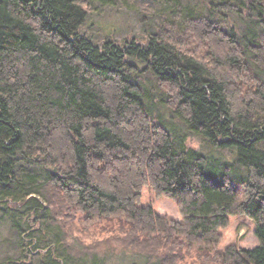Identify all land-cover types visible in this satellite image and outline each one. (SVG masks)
Listing matches in <instances>:
<instances>
[{
	"label": "trees",
	"instance_id": "trees-1",
	"mask_svg": "<svg viewBox=\"0 0 264 264\" xmlns=\"http://www.w3.org/2000/svg\"><path fill=\"white\" fill-rule=\"evenodd\" d=\"M158 1L146 41H95L94 0H0V203L22 247L2 264H264V0ZM145 185L182 219L141 205ZM233 214L260 244L220 248Z\"/></svg>",
	"mask_w": 264,
	"mask_h": 264
},
{
	"label": "rangeland",
	"instance_id": "rangeland-1",
	"mask_svg": "<svg viewBox=\"0 0 264 264\" xmlns=\"http://www.w3.org/2000/svg\"><path fill=\"white\" fill-rule=\"evenodd\" d=\"M206 1L210 0H190V2L203 8ZM93 10L89 14L88 20L84 24L82 30L89 34L95 41L102 40L105 37H111L122 41L125 38H137L140 41H146L148 38L149 30L158 27L161 21L166 18L167 14L162 9L158 0H115V3L104 4L101 0H94L92 5ZM204 10V9H203ZM216 12H219L216 9ZM235 15L230 16L229 24H236ZM231 22V23H230ZM236 22V23H235ZM241 26V25H239ZM193 46V44L191 45ZM152 76V75H147ZM264 76V71H263ZM153 78V77H152ZM154 81V80H153ZM152 83V86H154ZM154 93L156 92L153 90ZM157 111H159L165 121L170 127L174 126L179 134L185 135V142L187 145L200 149L201 151H211V147L201 137L188 132L187 129L172 115L166 112V109L158 103V98L153 99ZM226 156H232L233 153L229 150L225 151ZM229 163L231 160H228ZM229 163L223 162L224 167ZM241 173H244V168L239 167ZM210 172V171H209ZM215 178H220L226 174L223 169L219 173L210 172ZM230 179L234 183L239 180L234 171H228ZM9 206L11 205L8 203ZM141 205L153 204L155 208L173 218L182 219L179 208L172 199L167 197H159L151 185H145L142 189ZM5 203H0V264L4 263L8 258L15 260L19 258L22 247L19 245V236L12 224V215L14 209ZM16 211V210H15ZM37 215H33L30 220L33 226H38L39 222L36 221ZM231 221L229 227L224 231V239L220 244V248H225L230 243H237L241 247L253 248L260 244L255 230V223L243 214H233L230 216ZM24 220V219H23ZM116 222L117 221H112ZM117 225H111L105 222L102 225H93L91 227L90 237H104L110 236L113 229ZM31 228V227H30ZM123 251L115 252L114 255L108 260V264H131L133 256L129 253L124 254ZM127 252H129L127 250ZM38 256H35V261H38ZM29 260V259H28ZM14 262V261H13ZM11 264H14V263Z\"/></svg>",
	"mask_w": 264,
	"mask_h": 264
}]
</instances>
